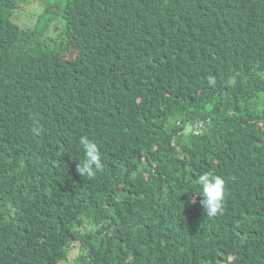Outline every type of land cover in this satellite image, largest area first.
<instances>
[{
	"label": "trees",
	"instance_id": "1",
	"mask_svg": "<svg viewBox=\"0 0 264 264\" xmlns=\"http://www.w3.org/2000/svg\"><path fill=\"white\" fill-rule=\"evenodd\" d=\"M28 1L0 0V264H264V0H43L32 28Z\"/></svg>",
	"mask_w": 264,
	"mask_h": 264
},
{
	"label": "clouds",
	"instance_id": "2",
	"mask_svg": "<svg viewBox=\"0 0 264 264\" xmlns=\"http://www.w3.org/2000/svg\"><path fill=\"white\" fill-rule=\"evenodd\" d=\"M209 83L214 84L211 80ZM79 145L83 157L79 159L77 172L87 178L95 177L103 169V156L98 143L87 135L79 137ZM200 191L196 192L203 199L201 201L206 215L215 217L222 213L226 192V181L222 176L213 172H204L197 178Z\"/></svg>",
	"mask_w": 264,
	"mask_h": 264
},
{
	"label": "rangeland",
	"instance_id": "3",
	"mask_svg": "<svg viewBox=\"0 0 264 264\" xmlns=\"http://www.w3.org/2000/svg\"><path fill=\"white\" fill-rule=\"evenodd\" d=\"M43 0H29L27 3L22 4L15 12L13 18L21 26L35 27L38 20H40L42 13ZM48 34L55 36L57 29L59 28V22L57 20L52 21ZM78 255L77 243L70 246L68 256H64L63 264H73Z\"/></svg>",
	"mask_w": 264,
	"mask_h": 264
},
{
	"label": "built area",
	"instance_id": "4",
	"mask_svg": "<svg viewBox=\"0 0 264 264\" xmlns=\"http://www.w3.org/2000/svg\"><path fill=\"white\" fill-rule=\"evenodd\" d=\"M202 124H203V123L200 121V122H198L197 124H195V126H196V127H201Z\"/></svg>",
	"mask_w": 264,
	"mask_h": 264
}]
</instances>
